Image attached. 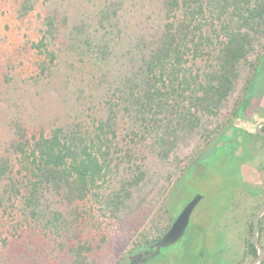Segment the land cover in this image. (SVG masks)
<instances>
[{"label": "trees", "instance_id": "1", "mask_svg": "<svg viewBox=\"0 0 264 264\" xmlns=\"http://www.w3.org/2000/svg\"><path fill=\"white\" fill-rule=\"evenodd\" d=\"M13 2L25 19L40 0ZM43 5L38 128H0V264H102L91 199L127 236L115 264H131L197 194L185 236L144 264H251L264 136L235 121L264 114V0Z\"/></svg>", "mask_w": 264, "mask_h": 264}, {"label": "rangeland", "instance_id": "2", "mask_svg": "<svg viewBox=\"0 0 264 264\" xmlns=\"http://www.w3.org/2000/svg\"><path fill=\"white\" fill-rule=\"evenodd\" d=\"M43 2L44 0H40L37 9L30 16L18 19L14 11L16 4L13 0H0L1 129L8 128L7 121L17 119L22 120L27 128H38V111L42 103L38 94L39 87L33 79L36 74L38 55L37 51L31 47V42L37 41L40 36V16L45 10ZM260 73V79L264 84V59ZM255 116V124L238 121L236 126L255 132L257 125L264 121H262L264 114ZM262 147L264 148V144ZM254 150L256 149L252 145L245 150L250 162V154ZM258 154L262 158L264 151ZM244 175L247 180L255 178L256 175L251 165L244 167ZM98 208V203L92 199L86 203L88 217L97 226L93 228L91 234L96 238L101 236L107 238L108 245L103 254L102 264H115L127 245V236L117 224L105 219Z\"/></svg>", "mask_w": 264, "mask_h": 264}, {"label": "water", "instance_id": "3", "mask_svg": "<svg viewBox=\"0 0 264 264\" xmlns=\"http://www.w3.org/2000/svg\"><path fill=\"white\" fill-rule=\"evenodd\" d=\"M238 121H241V116L235 121V126ZM263 126L264 121L260 122L256 127V132L262 136H264V130H262ZM260 177L264 183V169L262 170ZM201 200L202 195H195L182 209L180 214L174 220L171 228L164 236H162L154 245L150 246L149 248L140 252H136L130 256L131 264H144L151 258L156 257L161 252L162 248L172 246L173 244L180 241L185 236L186 231L191 223L192 214L194 213L196 207L200 204ZM263 216L264 207H262L254 217L253 242L258 248V257L251 264H260L264 261V248L260 242V221Z\"/></svg>", "mask_w": 264, "mask_h": 264}, {"label": "crops", "instance_id": "4", "mask_svg": "<svg viewBox=\"0 0 264 264\" xmlns=\"http://www.w3.org/2000/svg\"><path fill=\"white\" fill-rule=\"evenodd\" d=\"M263 101H264V98H263ZM263 101H262V103H261V107L262 108H264V103H263ZM256 117V116H255ZM264 119H262V121H263ZM249 129V128H248Z\"/></svg>", "mask_w": 264, "mask_h": 264}, {"label": "flooded vegetation", "instance_id": "5", "mask_svg": "<svg viewBox=\"0 0 264 264\" xmlns=\"http://www.w3.org/2000/svg\"><path fill=\"white\" fill-rule=\"evenodd\" d=\"M147 249V248H146ZM145 250V249H144Z\"/></svg>", "mask_w": 264, "mask_h": 264}]
</instances>
